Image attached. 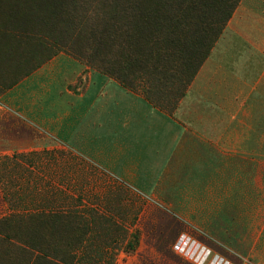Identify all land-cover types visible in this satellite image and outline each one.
Wrapping results in <instances>:
<instances>
[{
    "label": "crops",
    "instance_id": "obj_1",
    "mask_svg": "<svg viewBox=\"0 0 264 264\" xmlns=\"http://www.w3.org/2000/svg\"><path fill=\"white\" fill-rule=\"evenodd\" d=\"M257 1L242 0L171 113L65 53L0 98L37 131L35 150L63 149L142 201L120 264H264Z\"/></svg>",
    "mask_w": 264,
    "mask_h": 264
},
{
    "label": "rangeland",
    "instance_id": "obj_2",
    "mask_svg": "<svg viewBox=\"0 0 264 264\" xmlns=\"http://www.w3.org/2000/svg\"><path fill=\"white\" fill-rule=\"evenodd\" d=\"M241 2L221 35L204 52L197 55L195 47L187 49L194 58L193 72L187 73L178 51L160 53V56L165 55L167 71L126 57L127 43L122 36L135 38L139 31L133 27H121V34L116 32L119 25L132 20L128 12L117 8L125 1L0 0V25L14 19L30 34L42 35V39L38 38L39 43L36 40L23 43L20 48L15 43H20L19 40L0 30V95L55 54L72 55L71 49L81 51L84 59L92 60L90 65L72 55L84 66L121 83L126 82L133 92L171 113L199 72L200 61L208 59ZM256 3L264 4V1ZM75 7L78 10L73 12ZM62 11L65 20L70 21L69 26L74 27L72 32L67 31V25H58L57 28L51 25L50 21L58 19L57 14ZM68 13L79 15L80 20L85 15L83 25ZM103 28L111 33L101 36L99 30ZM262 31L259 36L264 38V26ZM194 37L197 39L198 35ZM58 40L62 43L54 44ZM140 43L152 52L163 45L157 37ZM103 67L111 72L104 71ZM36 134L37 131L21 119L6 109H0V221L13 215L21 218L12 224L13 231L8 240L0 236V264L125 262L127 254L136 248L129 243L137 237L131 228L138 220L142 201L96 169L79 164L78 158L63 149L35 150L32 141ZM26 213L49 214L53 218L45 222L29 221Z\"/></svg>",
    "mask_w": 264,
    "mask_h": 264
},
{
    "label": "trees",
    "instance_id": "obj_3",
    "mask_svg": "<svg viewBox=\"0 0 264 264\" xmlns=\"http://www.w3.org/2000/svg\"><path fill=\"white\" fill-rule=\"evenodd\" d=\"M116 1H125V4L119 3L117 5V8L118 10H123L128 12L131 15V19H132L130 21H126L121 25H119L117 27L116 32L118 34H121L122 32L121 27H125V29L133 27L135 30L139 31L138 33L139 35H137L135 38H133L132 35H127V36L121 35L126 40L127 43L128 51L126 57L133 58L139 64L144 62L148 66L149 65L157 66L160 67L162 71H167L168 68L164 66L165 64H167V62H165L164 59L165 55L160 56V53H165L167 51L168 52L178 51V53L181 55L180 58L182 59L184 72L186 71L187 73L189 71H191V73L193 72L192 65L194 64L193 55L188 54L187 49L195 47L196 48L195 52L197 53V55H200L201 52H204V50L212 44L213 40H217L219 35H221L225 24L230 19L232 12L236 9V7L240 2V0H156V1L116 0ZM147 2H150V5H147ZM76 10H78L77 7L73 8V12H75ZM74 14L78 15V13H74ZM68 15L72 16L79 25H83V22L86 18L84 13H83L84 17L81 20L79 19V15L78 17H76L75 15H71L69 13ZM57 18L58 19H53L52 21H50L51 25H53L56 28L58 27V25H63V26L67 25V31L68 32L73 31L72 29L74 27L69 26L70 21L65 20L66 17L63 11L57 14ZM8 20H9L7 21L8 23L5 22L0 25V30L6 32L8 35L9 34L12 35L14 39L19 40L20 43L17 42L15 43L20 48L22 47L23 43H31L35 40L37 43H39L40 40L38 38L42 39L41 34L36 33V35L35 34L32 35L30 34V32L27 31V29L23 28L24 25L18 26L14 22V19H8ZM110 33L111 32L107 31L106 28L99 30V34L103 37L105 34L109 35ZM195 35H198L197 39L194 37ZM32 36H34L35 39ZM151 37L152 38L157 37L163 41L162 48L161 49L159 48L158 51L157 48L155 52H152V50L148 51L147 46L140 43L141 41H144L145 39ZM116 38L117 37H115L114 39ZM135 39H138L139 41L136 42ZM61 43L62 40L54 41V44H61ZM12 50L13 49H11L9 53H11ZM69 51L75 57L87 61V63H89L90 65L93 64L91 59L83 58V53L81 51H74L71 49ZM58 54L60 53L55 54L51 58L43 61L41 64L33 68L29 73L24 75L21 78V80L15 82L11 87H9L3 93H1V95H3L8 90L12 89L19 82H21L26 77L30 76L32 73H34L36 70L41 68L44 64L49 62ZM65 54L76 59L74 56L68 53ZM153 56H155L156 59H153ZM79 59L76 60L79 61ZM206 59L207 58H204L202 61H200L199 63L200 65L198 69L201 67V65L204 63ZM177 61L179 60L177 59ZM196 62L199 61L196 60ZM106 68L103 67V70L109 71ZM198 69L196 70V72L198 71ZM121 84L127 89L131 90L130 86L127 85L126 82L123 81ZM25 215L29 217L27 218L29 219V221L38 220L45 222L53 218L49 214L31 215V213H26ZM18 219L21 218L16 217V215L2 219L0 221V236H4V239L8 240L7 237L9 233L13 231L12 224L15 223V221H17ZM1 228L2 229L4 228L5 231L3 230L2 232ZM27 245L28 247L33 246L31 244H27Z\"/></svg>",
    "mask_w": 264,
    "mask_h": 264
}]
</instances>
